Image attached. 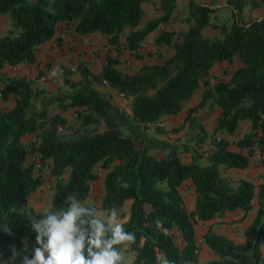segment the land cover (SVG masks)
I'll return each mask as SVG.
<instances>
[{
  "label": "trees",
  "instance_id": "1",
  "mask_svg": "<svg viewBox=\"0 0 264 264\" xmlns=\"http://www.w3.org/2000/svg\"><path fill=\"white\" fill-rule=\"evenodd\" d=\"M145 1L149 0H0V14L10 20L7 33L0 36V68L22 62L34 64L38 45L54 36L61 21H73L80 34L100 32L116 49V54L107 55L99 73L80 63L81 78L77 81L65 77L70 71L61 66L71 91L65 95L67 101L59 99L58 108L81 107L76 110L74 123L59 112L50 114V99L41 109L33 110V102L43 91L30 79L11 78L0 87L2 101L11 96L15 99L11 108L0 106V252L4 261L11 256V246L23 247L21 235L34 244L27 213L39 218L45 212L36 210L29 200L44 182L34 164L28 162V154L37 152L42 162H50V172L56 178L50 205L54 207H60L68 195L81 202L87 199L91 182L97 179L95 167L106 169L102 208L108 211L115 205L119 211L130 201L128 220L122 224L136 237L130 245L135 253L131 264H197L194 221H208L228 210L246 213L256 197L257 212L244 230L243 242L211 228L204 233V242L217 255L204 264H264V183L245 178L231 182L221 168H246L254 150L259 151L264 167V17L244 21L243 13L245 6L253 8L261 1L227 0L231 24L215 25L221 36H205L204 30L214 25L212 19L220 8L190 0L187 31L181 37L163 31L155 38L157 45L170 46L173 54L134 73L123 72L116 67L122 49L139 57L138 48L147 34L167 22L175 6V0H161L163 15L139 26ZM234 56L240 66L227 79L209 85L211 68L216 63L232 62ZM103 80L129 101L132 117L139 125L177 114L196 91L205 87L200 101L186 108L184 118L194 124L191 114L208 100L220 107L210 133L213 148L205 160L195 148L189 162L180 159L177 149L161 157L150 154L122 132L115 119L118 109L94 87ZM245 120L251 124L250 132L236 142V149H230L225 135H233ZM29 134L37 138L31 147L21 141ZM244 148L247 154L242 152ZM117 177L130 187H119ZM185 181L194 185L193 210L187 208L179 190ZM157 220L162 222L161 228H157ZM6 228L12 229L11 235L4 232ZM174 231L181 245L176 243Z\"/></svg>",
  "mask_w": 264,
  "mask_h": 264
},
{
  "label": "crops",
  "instance_id": "2",
  "mask_svg": "<svg viewBox=\"0 0 264 264\" xmlns=\"http://www.w3.org/2000/svg\"><path fill=\"white\" fill-rule=\"evenodd\" d=\"M189 1L190 0H175V6L168 21L158 25L154 30L147 34L141 43L138 48L140 56L137 57L132 51L122 49L119 54V62L116 64V67L123 72L134 73L143 65L158 64L169 58L173 54V49L166 44L157 45L155 43V38L163 31H172L177 37H181L182 33L187 31L189 22H187L185 18L188 15ZM193 1L215 8H220V10L228 9L227 0ZM256 1H261V3L253 8L249 5L245 6L243 13L250 10L254 13L253 18L264 17V0ZM141 7L143 15L139 26H143L149 20L163 15L161 0L145 1L142 3ZM7 20L9 23H6V28L8 29L10 28V20L8 17ZM71 22L73 21L59 22L56 25L54 36L49 41L38 45L36 50L37 61L34 64L22 62L17 65H6L3 68H0V77L2 78L1 72L4 73L9 71L12 77L14 76L13 78L23 76L30 80H37L39 71L44 70V63L47 60H55L57 64L64 67L83 63L92 73H99L103 64L106 62L107 55L116 54L115 47L109 44L108 38L100 32H92L89 34H80L76 32L74 29V22L71 30H66L65 27L67 26V23ZM57 42L61 43L60 48H55ZM226 66H230L229 68L233 69L237 68L240 66L239 58L234 56L232 62L223 61L221 63H216L211 68L210 74L216 72L219 68ZM78 75L79 77L77 76V78L80 79V73ZM210 79L212 80V77H210ZM4 86L5 83L0 79V87ZM94 87L98 89L102 95L107 97L111 101L112 105L118 109V113L115 114V119L120 124L122 132L130 136L143 147L147 148L150 154L156 157H161L166 152L177 149L180 159L183 162H189L191 150L193 148L198 150L199 146H203L210 151L213 148L210 133L214 129L220 115L221 110L219 106L205 104L196 112H193L191 114V118L194 119V124L192 125L189 124V121L184 120L186 108L193 106L200 101V89L193 94L190 101H188L185 107L177 114L163 115L159 118L157 123L139 125L132 117L129 101L122 99L115 89L110 88L106 84H101L99 86L97 83H94ZM7 101H2L0 99V106L2 107L1 103H5L8 104L6 109L11 108L15 101L14 96H11ZM78 108L81 107L73 106L66 110L58 108L56 112L65 116L71 123L76 120V110ZM241 126L245 128V131L242 134H238L239 131L234 133L238 134L237 141L243 138V136L251 130V124L247 120L242 121L240 127ZM158 127L161 130H158ZM27 136L28 135L23 136L21 141L24 142V139L27 138ZM225 137L229 140V148L236 149V145L234 146V144L231 143L232 141L230 138H232V135H225ZM247 151V148L242 150L245 154L248 153ZM253 157L255 156H250V159ZM221 168L224 170L223 167ZM249 168L250 166L244 169L227 168L226 173L224 174L227 176V172L228 174L236 173L239 174L238 178H245L249 180L246 176V172ZM261 170L264 171V167H262V165ZM184 184H187L188 186L185 187ZM179 190L184 198L187 208L189 210H193L195 207L193 183L185 181L179 187ZM256 212L257 197L253 201L252 208L246 213H244L241 209L233 211L228 210L222 214L216 215L208 221L197 220L199 225H202L203 227L201 237H196L197 244L199 246L197 264H204L208 260L217 259V255L206 245L203 239L204 233L209 228L218 234L231 238L235 242H243L245 240L244 230L253 220ZM261 251L264 253V242L261 244Z\"/></svg>",
  "mask_w": 264,
  "mask_h": 264
},
{
  "label": "clouds",
  "instance_id": "3",
  "mask_svg": "<svg viewBox=\"0 0 264 264\" xmlns=\"http://www.w3.org/2000/svg\"><path fill=\"white\" fill-rule=\"evenodd\" d=\"M63 69L59 64L49 72V79L63 85ZM117 185L130 187L127 181L117 177ZM28 225L34 233V244L28 236L23 237V247H10L11 256L0 264H122L123 256L119 246L134 242L135 234L127 231L118 222L119 211L115 205L102 216L95 207H88L74 195L64 198L60 207L50 206L39 217L31 212ZM157 228L162 222L157 220ZM4 232L12 234L11 228ZM30 254H29V250Z\"/></svg>",
  "mask_w": 264,
  "mask_h": 264
},
{
  "label": "rangeland",
  "instance_id": "4",
  "mask_svg": "<svg viewBox=\"0 0 264 264\" xmlns=\"http://www.w3.org/2000/svg\"><path fill=\"white\" fill-rule=\"evenodd\" d=\"M7 15L6 14H1L0 15V36H2L3 34H6L8 29L6 28V23H9L7 20ZM254 17V13L252 11H248V12H244V21H248L249 19H252ZM213 24L211 26H208L205 30H204V35L205 36H214V35H218L221 36L222 34L219 32V29L216 28L217 26L215 25H220L222 23H225L227 25H230L232 22V18H231V14H230V10L229 9H223V10H219L213 17ZM9 25V24H8ZM73 25V22L71 23H67V26L65 27L66 30H71ZM9 27V26H8ZM6 28V29H5ZM55 48H60L61 43L57 42V44L55 45ZM57 65V63L54 61H50L47 60L44 63V70H40L39 74L37 76V80L32 79L33 81V86L36 89L42 90L43 94H41L40 96H37L35 101L32 104V108L33 110H39L42 107V103L45 102L47 99H50L48 105H47V109L49 111L50 114H53L54 112L57 111L58 109V105L60 104L59 99H61V97H63L62 99L64 101H67V99L65 98V95L68 94L71 91V88L68 84H65L64 82V76L63 75V87L60 86L56 81L49 79V72L50 70ZM230 66H226V67H222L219 68L218 70H216V72L210 74L212 77V80L210 79V77L208 78V82L209 85L211 83V85H213L218 79H227L229 77V74L231 73V71L233 70V68H229ZM67 69H69V74H66L68 79L72 80V81H77L79 78H77V76L79 77V69H78V65L74 64L72 66H68L66 67ZM71 68H75V71H72ZM2 73V78L0 77V79L6 84V82L13 78L12 75L10 74V72H1ZM99 86L101 85L100 83ZM203 90V88H201V91ZM60 97V98H59ZM65 98V99H64ZM8 103V101H7ZM211 103V100H208L206 102V105H211L213 106ZM2 104L3 109H6L8 104ZM75 122V121H74ZM71 122V123H74ZM237 131H239L238 134H242L245 131V128L243 126H241ZM238 134H233L231 139V143L234 144V146L236 145L237 142V136ZM37 141L36 136H34L33 134H29L27 136V138L24 139V144L27 147H31L32 144ZM198 151L201 154V156L204 158L207 157V154L210 150H208L207 148H204L203 146H199L198 147ZM255 151H253V154L251 156H254ZM28 162H31L34 164V170L36 172H40L44 178V182L43 184L38 187L29 197L30 200V204L36 209V210H40V211H44L47 210L50 205H51V199H52V194H53V187L55 184V176L53 174H51L50 172V162L48 160L46 161H41L39 159V156L37 154V152H30L28 154ZM40 164V167H37V164ZM250 168L249 170H247L246 172V176L249 178L250 181H252L255 184H259V183H264V171L261 170V159L258 158H251L249 165ZM247 166V167H248ZM225 170V171H224ZM222 169L223 175L225 176L224 173H226V169ZM106 169H104L103 167H101L100 165H97L95 167V172L97 174V179L92 181V188H91V192L89 194V196L87 197V199H85L84 201H82L84 204L89 205L91 207H95L97 208L101 215H107L106 210H104L101 206L102 203V197L104 194V189H103V176L105 173ZM231 182H235L238 177L239 174L233 173V174H228L227 172V176H226ZM67 179V173L64 174L62 176V180L65 181ZM185 187H187V184H184ZM129 206H130V201L126 202V204L119 210V219L118 222L123 223L125 221L128 220V216H129ZM194 226H195V231H196V237L200 238L201 237V233L203 231V227L202 225H199V223L197 221H194ZM23 237H25L24 235H21V239H23ZM174 238L175 241L178 245H181V238L178 234L177 231H174ZM131 242L129 243H125L124 245H122L121 251H122V256H123V262L125 264H131L135 253L134 251L131 250L130 248Z\"/></svg>",
  "mask_w": 264,
  "mask_h": 264
},
{
  "label": "built area",
  "instance_id": "5",
  "mask_svg": "<svg viewBox=\"0 0 264 264\" xmlns=\"http://www.w3.org/2000/svg\"><path fill=\"white\" fill-rule=\"evenodd\" d=\"M71 70H72V71H75V68H71ZM102 83H103V84H106V81L103 80ZM119 96H120L122 99H125V98L123 97V94L119 93ZM254 156H255V158H258V159L261 158L260 153H259L258 150L255 152ZM37 167H40V164H39V163L37 164Z\"/></svg>",
  "mask_w": 264,
  "mask_h": 264
},
{
  "label": "water",
  "instance_id": "6",
  "mask_svg": "<svg viewBox=\"0 0 264 264\" xmlns=\"http://www.w3.org/2000/svg\"><path fill=\"white\" fill-rule=\"evenodd\" d=\"M258 19H261V18H258Z\"/></svg>",
  "mask_w": 264,
  "mask_h": 264
}]
</instances>
